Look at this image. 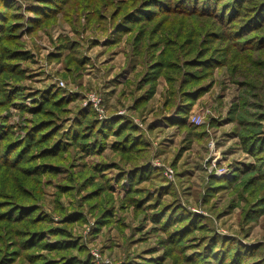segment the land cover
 Here are the masks:
<instances>
[{"label":"rangeland","instance_id":"rangeland-1","mask_svg":"<svg viewBox=\"0 0 264 264\" xmlns=\"http://www.w3.org/2000/svg\"><path fill=\"white\" fill-rule=\"evenodd\" d=\"M0 264H264V0H0Z\"/></svg>","mask_w":264,"mask_h":264},{"label":"trees","instance_id":"trees-1","mask_svg":"<svg viewBox=\"0 0 264 264\" xmlns=\"http://www.w3.org/2000/svg\"><path fill=\"white\" fill-rule=\"evenodd\" d=\"M4 1V0H3ZM5 6H3L2 8H4ZM18 57L20 59L26 60L28 59V55L24 54V53H19ZM2 67V66H1ZM184 111V110H180L179 112ZM186 112V111H184ZM186 114V113H184ZM118 118L113 119L111 122H103V123H99L97 126V132L96 136L100 137L101 139H106L107 135L111 134V133H115V137L120 138L118 142H116L114 144V148L116 149H120V151H129V150H133L131 149L132 147H134L137 144L142 143V139H137L133 138V137H124L122 138V133H124L127 129H131V131L134 130V127L129 125L128 123H120L117 121ZM118 122V124H117ZM173 122V121H172ZM122 124V125H121ZM124 128V129H123ZM122 136V137H121ZM99 146H101L102 148H105V145H103V143L99 144ZM65 147V145H64ZM149 174H151V168L150 167H141L139 169H135V171L132 172V174H130V176L128 175V180H130L131 184L134 186L135 183L137 182H142L144 180L147 179V176H149ZM135 177H138L137 181L135 179ZM134 187H132L133 189Z\"/></svg>","mask_w":264,"mask_h":264},{"label":"built area","instance_id":"built-area-1","mask_svg":"<svg viewBox=\"0 0 264 264\" xmlns=\"http://www.w3.org/2000/svg\"><path fill=\"white\" fill-rule=\"evenodd\" d=\"M102 102V100H100ZM191 122L195 123V124H200L201 123V118L197 117V116H193L191 118Z\"/></svg>","mask_w":264,"mask_h":264}]
</instances>
